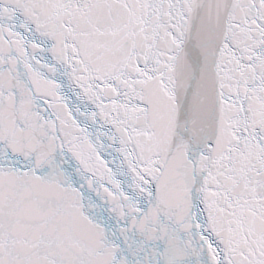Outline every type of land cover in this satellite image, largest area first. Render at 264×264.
I'll return each instance as SVG.
<instances>
[{
	"label": "snow or ice",
	"instance_id": "obj_1",
	"mask_svg": "<svg viewBox=\"0 0 264 264\" xmlns=\"http://www.w3.org/2000/svg\"><path fill=\"white\" fill-rule=\"evenodd\" d=\"M0 264H264V0H0Z\"/></svg>",
	"mask_w": 264,
	"mask_h": 264
}]
</instances>
